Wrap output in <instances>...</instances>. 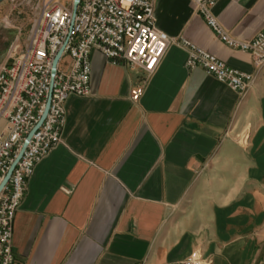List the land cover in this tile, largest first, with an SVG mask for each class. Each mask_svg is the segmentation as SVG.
Masks as SVG:
<instances>
[{"label": "crops", "instance_id": "crops-1", "mask_svg": "<svg viewBox=\"0 0 264 264\" xmlns=\"http://www.w3.org/2000/svg\"><path fill=\"white\" fill-rule=\"evenodd\" d=\"M154 10L169 37L254 73L189 0H154ZM213 15L252 40L264 0H219ZM186 59L170 47L134 103L146 74L92 52L91 95L68 101L62 144L36 166L16 214V264H183L196 251L210 264H264V71L241 97Z\"/></svg>", "mask_w": 264, "mask_h": 264}, {"label": "built area", "instance_id": "built-area-1", "mask_svg": "<svg viewBox=\"0 0 264 264\" xmlns=\"http://www.w3.org/2000/svg\"><path fill=\"white\" fill-rule=\"evenodd\" d=\"M15 0H12L14 2ZM31 6L30 30L24 46L12 50L11 62L0 68V187L18 159L27 136L47 116L28 142L6 185L0 191V264H16L14 221L36 166L62 144L66 105L91 95V55L98 51L108 63H126L146 74L131 92L139 102L145 86L167 51L176 45L187 54L189 71L206 75L244 97L264 71V29L252 40H239L216 20L219 0H189L194 12L215 37L230 49L252 58L254 73L228 67L223 61L184 38H171L157 26L154 0H25ZM63 54L52 76L53 61ZM68 57L70 63H64ZM183 264H210L194 252Z\"/></svg>", "mask_w": 264, "mask_h": 264}, {"label": "rangeland", "instance_id": "rangeland-1", "mask_svg": "<svg viewBox=\"0 0 264 264\" xmlns=\"http://www.w3.org/2000/svg\"><path fill=\"white\" fill-rule=\"evenodd\" d=\"M31 6L25 0H5L0 4V55L11 56L13 48L26 42L31 23ZM11 62V57L7 63Z\"/></svg>", "mask_w": 264, "mask_h": 264}, {"label": "water", "instance_id": "water-1", "mask_svg": "<svg viewBox=\"0 0 264 264\" xmlns=\"http://www.w3.org/2000/svg\"><path fill=\"white\" fill-rule=\"evenodd\" d=\"M5 0H0V4L3 3ZM80 3V0H74L73 1V18L76 16V12H77V9H78V5ZM63 54V49L60 50V52L57 54V56L55 57L54 61H53V66H52V76L55 75L56 73V68H57V65L59 63V60L61 59V56ZM49 103H50V98L47 102V105H46V109H45V112H44V115L42 116L41 120L39 121V123L36 125V127L30 132V134L27 136V140L26 142L24 143V146H23V149L18 157V159L14 162V164L11 166L10 168V171L8 172L7 176L5 177V180L3 181L1 187H0V191L2 190V188L6 185V183L8 182L11 174H12V171L14 170L16 164L18 163L19 159L21 158V156L23 155V152L28 144V142L30 141L31 137L34 135V133L39 129V127L42 125V123L44 122L46 116H47V113H48V108H49Z\"/></svg>", "mask_w": 264, "mask_h": 264}]
</instances>
